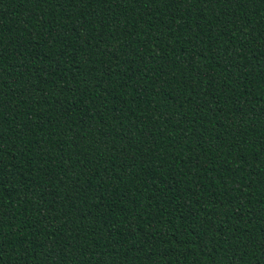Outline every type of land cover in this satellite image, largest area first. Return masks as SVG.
Here are the masks:
<instances>
[{"label":"trees","instance_id":"trees-1","mask_svg":"<svg viewBox=\"0 0 264 264\" xmlns=\"http://www.w3.org/2000/svg\"><path fill=\"white\" fill-rule=\"evenodd\" d=\"M0 264H264V0H0Z\"/></svg>","mask_w":264,"mask_h":264}]
</instances>
